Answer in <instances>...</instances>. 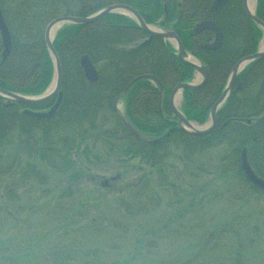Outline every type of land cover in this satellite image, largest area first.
Instances as JSON below:
<instances>
[{"label":"rangeland","instance_id":"rangeland-1","mask_svg":"<svg viewBox=\"0 0 264 264\" xmlns=\"http://www.w3.org/2000/svg\"><path fill=\"white\" fill-rule=\"evenodd\" d=\"M2 1L14 12L24 0ZM80 128L48 139L37 129L44 156L15 139L0 152V264H264V191L240 173L228 140L193 150L173 140L158 162L126 153L113 114L102 127L111 137Z\"/></svg>","mask_w":264,"mask_h":264},{"label":"trees","instance_id":"trees-1","mask_svg":"<svg viewBox=\"0 0 264 264\" xmlns=\"http://www.w3.org/2000/svg\"><path fill=\"white\" fill-rule=\"evenodd\" d=\"M33 1H21L20 7L12 12L0 0L12 36L11 51L4 58L6 50L0 34V86L29 95L43 93L54 77L44 38L45 26L54 17L64 13L90 15L114 3L133 5L149 23L158 22L164 15L162 0H40L43 5ZM212 2L182 0L181 15L174 25L186 49L209 66L205 85L196 90L187 89L184 93L187 117L201 124L209 119L211 107L225 88L234 64L241 57L256 52L263 36V31L246 15L242 0H228L215 14L210 10ZM168 3L171 21L178 16V0H168ZM257 14L264 20V0H258ZM210 17L217 21L225 35V42L218 50L203 47L209 32L196 34L194 31L198 22ZM145 37L149 35L132 18L119 13H111L89 24L63 26L54 41L64 70L60 92L62 103L53 117L41 119L25 111L50 108L55 99L24 104L0 96V152L15 139L25 152L39 151L44 156L45 149L37 147V129L44 132L46 139L53 129L65 126L84 128L80 131L83 136L111 137L115 131H103V121L107 120L109 113L118 119L115 100L133 78L153 74L162 81L169 94L176 85L193 77L194 68L181 62L175 49L162 38L151 37L148 42L124 47ZM82 55H88L98 69V82L92 83L85 77L79 60ZM241 82L243 87L234 90L219 110L217 127L207 139L188 134L180 130L176 122L163 117L159 111L158 88L149 79L139 81L119 100L125 101L130 121L154 142L135 136L118 119L123 138L130 142L126 153L160 162L158 158L162 159V155L158 156L159 151L173 140L181 141L191 150L228 140L234 147L232 158L235 165L240 166L241 151L248 147L253 168L264 178V122L252 123L250 120L264 111V58L240 73L236 83ZM167 108L165 106V110ZM85 123L88 127H83ZM239 171L244 175L241 168Z\"/></svg>","mask_w":264,"mask_h":264},{"label":"water","instance_id":"water-1","mask_svg":"<svg viewBox=\"0 0 264 264\" xmlns=\"http://www.w3.org/2000/svg\"><path fill=\"white\" fill-rule=\"evenodd\" d=\"M227 0H215L213 4V10H216L220 6H222ZM250 0H243L244 8L249 16V18L256 24L258 27L264 30V20L260 18L256 11L252 10L249 4ZM164 11L166 13V19L168 18L169 11H168V3L167 0H164ZM117 12H124L125 14H130L135 18V20L138 22L139 26L148 34L155 36V37H161L163 39L173 41L177 46V55L180 61L194 67L196 70H198L201 74V82L198 84H194L192 82H181L179 83L170 93L169 97V106L173 114L176 116V120L178 122V126L181 130L195 135V136H203L210 134L217 126L218 124V110L219 108L225 103V101L229 98L231 93L234 90V86L236 83V79L240 72L245 68L248 64H250L253 61L259 60L264 57V47L262 49H259L256 53L247 55L239 59L235 65L232 68L231 75L229 78V81L224 88L223 92L221 93L220 97L216 100V102L213 104L211 108V123L206 127L197 126L194 122L188 119V117L183 113L176 105L175 99L177 95L180 92H183L185 89H198L202 87L209 78V67L205 64H197L192 60V55L189 53L180 36L177 34V32L174 29H165L160 30L149 23L146 22L144 17L131 5L124 4V3H117L112 4L107 7H104L103 9L99 10L98 12L90 15V16H74V15H61L58 17L53 18L47 25L45 30V41L47 48L49 50L50 56L52 58L53 64H54V80L51 84V86L42 94L40 95H26L21 94L15 91H11L9 89L3 88L0 86V96L14 102L18 103H25V104H36L45 102L49 99H52L54 97H57L61 91L62 84H63V66L60 59V56L55 48L54 45V38L56 35L57 30L62 27L65 24H89L92 23L105 15L111 14V13H117ZM212 30L216 34V40L213 43H208L204 46L205 49L214 50L221 47L223 44L224 36L221 28L217 25V23L212 20H206L198 24L196 27V32H200L202 30ZM0 31L2 34V39L4 45L7 47V55L11 51L12 47V39H11V33L9 30V27L6 23L3 11L0 6ZM6 55V56H7ZM80 63L83 68L84 74L86 78L90 82H96L99 79V73L93 64L92 60L87 55H83L80 58ZM144 79H149L155 82L158 86L159 90V108L161 113L163 114V103H164V96H165V87L162 83V81L153 74H141L133 78L124 91L122 92V95H126L131 88L138 83L139 81H142ZM241 87V85H239ZM238 87V88H239ZM62 96H60L55 103V105L51 108L48 112H33V111H27L28 114L36 116L38 118H50L55 115V113L58 111L61 103H62ZM115 112L120 119V121L123 123V125L135 136L141 138L144 141L147 142H153L152 140L148 139L146 135L141 132L133 123L127 118V116L122 115L117 107H115ZM264 121V116L258 118L255 122H262ZM241 168L244 171V174L246 178L251 181L254 185L259 187L260 189L264 190V178L258 176L254 169L252 168L248 157H247V149L245 148L242 152V159H241Z\"/></svg>","mask_w":264,"mask_h":264},{"label":"flooded vegetation","instance_id":"flooded-vegetation-1","mask_svg":"<svg viewBox=\"0 0 264 264\" xmlns=\"http://www.w3.org/2000/svg\"><path fill=\"white\" fill-rule=\"evenodd\" d=\"M214 1L215 0H213V2L211 3V7H210V10H211V12L212 13H216L217 11H219L224 5H226L227 4V2H228V0L222 5V6H220L219 8H217L216 10H213V4H214ZM167 3H168V0H167ZM181 3H182V0H178V4H177V11H178V16H177V18L175 19V21L173 22V23H171L172 21H169V18H168V20L165 22V25L166 24H168L169 25V23H170V25L174 28V25H175V23L177 22V20H178V18H179V16L181 15V11H182V7H181ZM131 5V4H130ZM242 5H243V9H244V11H245V8H244V4H243V0H242ZM133 6V5H132ZM162 6H163V0H162ZM168 8H169V3H168ZM245 13H246V11H245ZM246 15H247V13H246ZM248 16V15H247ZM259 16V15H258ZM169 17H170V13H169ZM249 17V16H248ZM260 17V16H259ZM209 19H212V20H214L216 23H217V21L215 20V19H213L212 17H210V18H208V19H206V20H209ZM206 20H202V21H200V22H198L196 25H195V27H194V31H195V33L196 34H200V33H204V32H209V35H208V37L206 38V41H205V44H207V43H213L215 40H216V34H215V32L214 31H212V30H208V29H206V30H202V31H200V32H196V27L198 26V24L199 23H201V22H203V21H206ZM251 20V19H250ZM252 21V20H251ZM136 22V21H135ZM253 22V21H252ZM254 23V22H253ZM255 24V23H254ZM169 25V26H170ZM217 25H218V23H217ZM256 25V24H255ZM219 26V25H218ZM257 27H258V25H256ZM220 27V26H219ZM259 28V27H258ZM260 29V28H259ZM222 30V29H221ZM177 32V31H176ZM222 32H223V30H222ZM211 34V35H210ZM179 35V34H178ZM180 36V35H179ZM223 36H224V40H223V44H224V42H225V35H224V32H223ZM149 38H150V36L149 37H145L144 39H145V41H147L148 42V40H149ZM181 38V37H180ZM181 40H182V38H181ZM261 40H262V38H261ZM261 40H260V42H261ZM144 41V42H145ZM182 42H183V40H182ZM260 42H259V46H260ZM184 44V43H183ZM205 44L203 45V47L205 46ZM223 44L221 45V47L223 46ZM185 46V45H184ZM259 46H258V49H259ZM221 47H219L218 49H220ZM218 49H214V50H218ZM257 49V50H258ZM206 50H209V49H206ZM191 52V51H190ZM257 52V51H256ZM256 52H254V53H256ZM193 53V52H192ZM195 54V53H194ZM251 54H253V53H251ZM6 55L7 54H5L4 55V58L6 57ZM247 55H250V54H247ZM247 55H245V56H247ZM244 57V56H243ZM242 58V57H241ZM240 58V59H241ZM264 58V57H263ZM263 58H261V59H263ZM261 59H259V60H261ZM256 61H258V60H256ZM256 61H253V62H251L250 64H248L245 68H243V70L241 71V73L245 70V69H247L251 64H253L254 62H256ZM205 63V62H204ZM206 64V63H205ZM207 65V64H206ZM235 65V64H234ZM208 66V65H207ZM209 67V66H208ZM210 72V71H209ZM205 85V84H204ZM203 85V86H204ZM239 84H237V83H235V90H236V88H237V90H240L242 87H243V83L241 82L240 83V85H241V87H239L238 86ZM239 87V88H238ZM201 88V87H200ZM199 89V88H198ZM264 115V111L261 113V116H263ZM260 116V115H259ZM242 119H246V118H242ZM202 137H205V138H207V139H210L211 137L210 136H208V135H205V136H202ZM244 148H246L247 149V155H248V147H244ZM249 156V155H248ZM250 161V160H249Z\"/></svg>","mask_w":264,"mask_h":264},{"label":"bare ground","instance_id":"bare-ground-1","mask_svg":"<svg viewBox=\"0 0 264 264\" xmlns=\"http://www.w3.org/2000/svg\"><path fill=\"white\" fill-rule=\"evenodd\" d=\"M249 4L251 5V6H250L251 9H252V10H255V7H256V2H255V0H250V1H249ZM192 60H193L195 63L200 64V60H199V59L192 57ZM178 98L180 99V98H181V95H179ZM179 99H178V100H179Z\"/></svg>","mask_w":264,"mask_h":264}]
</instances>
